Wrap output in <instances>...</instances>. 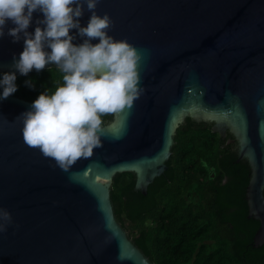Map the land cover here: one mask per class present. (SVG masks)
I'll list each match as a JSON object with an SVG mask.
<instances>
[{
    "label": "water",
    "instance_id": "95a60500",
    "mask_svg": "<svg viewBox=\"0 0 264 264\" xmlns=\"http://www.w3.org/2000/svg\"><path fill=\"white\" fill-rule=\"evenodd\" d=\"M108 31L138 51L145 91L103 125L102 145L68 168L26 143L22 117L32 101L0 100V264H153L114 216L110 184L131 170L136 188L165 168L179 122L216 119L239 143L251 174L248 216L259 220L253 245L264 242V0H99ZM33 12L28 26L32 31ZM90 11L79 17L87 23ZM0 37V71L11 68L23 37ZM72 33L76 29L69 30ZM83 37L76 35L74 43ZM95 43L98 38H92ZM123 256V259H119Z\"/></svg>",
    "mask_w": 264,
    "mask_h": 264
},
{
    "label": "trees",
    "instance_id": "16d2710c",
    "mask_svg": "<svg viewBox=\"0 0 264 264\" xmlns=\"http://www.w3.org/2000/svg\"><path fill=\"white\" fill-rule=\"evenodd\" d=\"M3 72V71H0ZM53 64L16 76L11 95L32 101L63 83ZM33 78L34 87L24 81ZM104 125L112 113L102 117ZM227 132L187 115L173 134L162 173L136 188L131 170L116 172L110 201L116 220L153 264H264V242L253 245L259 220L248 216L251 168ZM264 195V189H263Z\"/></svg>",
    "mask_w": 264,
    "mask_h": 264
},
{
    "label": "clouds",
    "instance_id": "9594fccd",
    "mask_svg": "<svg viewBox=\"0 0 264 264\" xmlns=\"http://www.w3.org/2000/svg\"><path fill=\"white\" fill-rule=\"evenodd\" d=\"M99 0H0V37L13 41L23 37V48L13 55L11 68L26 75L46 65H55L63 83L54 91L38 93L22 117V135L27 144L38 147L62 167L68 168L79 157L92 154L102 145V117L131 108L144 93L138 67L141 52L126 38L114 37L108 29L113 20L107 11H96ZM85 9L90 11L82 25ZM34 29L28 30L33 12ZM76 29L75 33L70 29ZM83 37L74 43L76 35ZM92 38H98L93 43ZM16 71L0 72V100L17 90ZM34 87L33 78L24 81ZM9 213L0 209V230L10 222ZM123 259V256H119Z\"/></svg>",
    "mask_w": 264,
    "mask_h": 264
},
{
    "label": "flooded vegetation",
    "instance_id": "af4514ba",
    "mask_svg": "<svg viewBox=\"0 0 264 264\" xmlns=\"http://www.w3.org/2000/svg\"><path fill=\"white\" fill-rule=\"evenodd\" d=\"M187 113H189V114H187V115H189V116H191L195 121H197V122H203V121H205V122H211V127H212V129L214 130V128L216 127V124H217V121H216V119H208V118H203V117H193L191 114H190V110H188L187 111ZM114 114L115 113H112V119H113V117H114ZM186 115V116H187ZM185 116V117H186ZM185 117H184V119L181 121V122H179V123H182L184 120H185ZM111 119V120H112ZM110 120V121H111ZM109 121V122H110ZM179 123H178V125H179ZM177 125V126H178ZM224 131H225V134L227 133V132H230L233 136H234V134L232 133V131L230 130V128L227 126V125H225L224 126ZM218 132V131H217ZM219 134H220V132H219ZM224 134V135H225ZM221 136H224V135H222V134H220ZM229 141H235L236 142V144H237V146H238V152H239V143H238V141H237V139L235 138V136H234V138L231 140H229ZM239 154V153H238ZM166 162V161H165ZM166 165V164H165ZM163 172V171H162ZM161 172V173H162Z\"/></svg>",
    "mask_w": 264,
    "mask_h": 264
}]
</instances>
